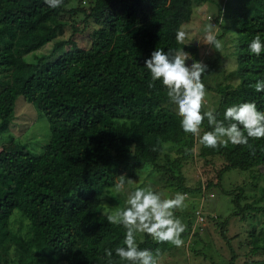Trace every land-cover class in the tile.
<instances>
[{
  "label": "trees",
  "instance_id": "16d2710c",
  "mask_svg": "<svg viewBox=\"0 0 264 264\" xmlns=\"http://www.w3.org/2000/svg\"><path fill=\"white\" fill-rule=\"evenodd\" d=\"M73 1L84 0H63L57 8L44 0H0V134L11 128L21 98L34 103L51 128L40 152L26 144H0V264H12L6 256L12 244L19 248L17 264H109L106 249L113 252L111 264H130L115 255L125 246L126 229L108 222L98 197L116 184L123 165L159 166L168 146L193 151L199 141L183 131L162 82L148 87L145 61L157 48H183L200 60L197 45L178 43L176 36L210 0H93L87 8L72 7ZM81 12L86 26H96L86 36L89 47L76 37L82 30L75 22L74 34L59 40L67 25L62 16ZM217 21V40L233 33L237 63L230 73L237 82L221 90L217 119L244 102L264 111V92L253 87L264 79V50L258 56L249 50L257 34L264 42V0H224ZM217 52L214 63H205V89L207 73L221 59ZM201 129V135L212 130L206 118ZM199 151L206 161L220 158L221 172L264 170V138L217 148L200 144ZM16 210L33 225L29 239L11 232ZM145 235L136 236L140 249L166 246ZM250 235L252 251L262 254L250 264H264V235L256 227Z\"/></svg>",
  "mask_w": 264,
  "mask_h": 264
},
{
  "label": "rangeland",
  "instance_id": "374dc122",
  "mask_svg": "<svg viewBox=\"0 0 264 264\" xmlns=\"http://www.w3.org/2000/svg\"><path fill=\"white\" fill-rule=\"evenodd\" d=\"M223 2L224 0H210L197 7L192 19L182 27L187 34L184 42L197 45L199 61L204 64L214 63L219 57L217 49L206 45L203 37L208 25L214 26L212 32L215 37L222 33L217 17ZM92 3L93 0H84L82 3L73 1L71 6L87 8ZM62 21L67 25L65 34L60 36L59 40L70 38L74 34L71 25L75 22L82 30V33H75L76 37L82 45L90 46L91 40L86 36L92 33L96 26L91 21L88 27L86 26L84 13L64 14ZM232 38L233 33L230 31L218 39L222 45L219 48L221 59L206 76L207 89L203 104L206 111H216L222 98L221 90L226 85L237 82L235 78L230 77L237 64L233 56L235 47ZM47 47V51H50L52 44ZM186 53L190 57L186 63L191 65L195 61L194 55ZM29 58L33 59V56ZM21 99L18 101L16 118L11 128L0 134V144L16 142L26 144L34 152H40L50 140V123L34 103ZM174 109L178 111L176 104ZM1 121L0 118V124ZM199 149V141L193 151L179 146H168L159 166L123 165L116 173V183L123 176L125 191H113L104 196V211L123 209L128 194L140 187H151L161 193L163 198H172L177 192L183 193L187 195V207L177 209L174 214L186 225V230L181 234L184 244L176 247L166 242V246L161 249L159 264H232L233 252L235 264H250L253 259H261V253L252 251L250 231L256 227L257 233L264 235V170L256 167L249 171L230 169L221 172L223 161L216 157L206 161L200 156ZM241 191V206H237L234 199ZM10 229L12 233L27 239L32 237L33 225L19 210L12 216ZM137 235L141 240L146 236L145 233ZM152 252L155 254V251ZM6 256L12 264H17L18 246L12 244Z\"/></svg>",
  "mask_w": 264,
  "mask_h": 264
},
{
  "label": "clouds",
  "instance_id": "9594fccd",
  "mask_svg": "<svg viewBox=\"0 0 264 264\" xmlns=\"http://www.w3.org/2000/svg\"><path fill=\"white\" fill-rule=\"evenodd\" d=\"M44 2L49 7L57 8L62 5L63 0ZM213 27L206 26L203 40L206 45L219 49L222 45L213 34ZM186 36V32L181 28L177 32V42L183 44ZM249 50L257 56L264 50L260 34L252 40ZM189 58L183 48H170L167 52L157 48L145 61V66L151 74L148 87H155L156 81L162 82L167 89L169 100L178 106L177 115L182 118L183 131L198 137L199 143L208 148L227 147L229 142L234 145H247L249 138H264V111L258 110L255 102L227 107L223 120L217 119L215 109L202 111L206 89L201 78L206 72L207 65L199 60L188 65L186 61ZM253 87L256 92H264V79L258 80ZM205 118L212 130L204 131L201 135V126ZM113 191L116 193L125 191L123 176L114 188L104 189L98 199L102 200ZM186 199L187 195L183 193L177 192L172 198H163L161 193L152 190L151 187H140L128 194L123 209L115 211L106 209L102 214L107 217L108 222L122 225L126 229L123 240L125 246L117 247L115 255L130 264H159L161 250L157 248L154 254L149 249H140L136 243V236L139 233H146L157 242H170L176 247L183 246L181 234L186 230V225L174 213L177 209L187 207ZM105 253L111 264L112 250L106 249Z\"/></svg>",
  "mask_w": 264,
  "mask_h": 264
}]
</instances>
